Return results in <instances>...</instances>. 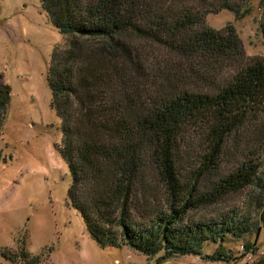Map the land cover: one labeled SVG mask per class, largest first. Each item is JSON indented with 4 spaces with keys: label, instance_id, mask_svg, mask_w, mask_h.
Listing matches in <instances>:
<instances>
[{
    "label": "trees",
    "instance_id": "trees-1",
    "mask_svg": "<svg viewBox=\"0 0 264 264\" xmlns=\"http://www.w3.org/2000/svg\"><path fill=\"white\" fill-rule=\"evenodd\" d=\"M40 1L70 37L53 53L48 80L71 176L68 202L91 238L157 262L234 259L203 250L264 226V60H245L235 28L214 29L204 18L228 10L242 19L251 0ZM149 44L163 55L147 54ZM10 92L0 81V134ZM227 154L235 162L223 168ZM244 188L253 192L243 208L190 217ZM243 249L255 254L253 243ZM53 250L1 255L40 264Z\"/></svg>",
    "mask_w": 264,
    "mask_h": 264
},
{
    "label": "rangeland",
    "instance_id": "rangeland-1",
    "mask_svg": "<svg viewBox=\"0 0 264 264\" xmlns=\"http://www.w3.org/2000/svg\"><path fill=\"white\" fill-rule=\"evenodd\" d=\"M250 6L251 12L242 19L221 10L207 14L204 24L214 29L232 25L243 58L264 60V10L259 0H251ZM69 38L54 26L40 0H0V81L11 90L0 134V264H22L5 260L2 249L17 256L22 249L36 255L50 246L53 252L40 264H252L264 258V226L255 234L228 238L221 247L210 242L204 246L206 254L223 250L232 255L234 259L229 261L190 254L157 262L156 257L126 246L101 248L96 244L68 202L71 176L58 151L60 119L52 107L48 80L52 55L67 49ZM156 47L149 44L146 53L163 55ZM225 159L223 168L235 162L229 154ZM150 176L152 173L148 178L159 193L161 185ZM252 192V188H244L229 193L213 206L192 211L190 217L241 209ZM244 243H253L255 254L243 256Z\"/></svg>",
    "mask_w": 264,
    "mask_h": 264
}]
</instances>
